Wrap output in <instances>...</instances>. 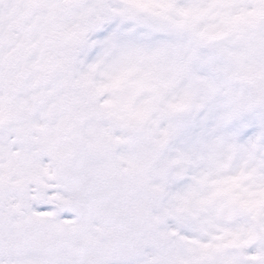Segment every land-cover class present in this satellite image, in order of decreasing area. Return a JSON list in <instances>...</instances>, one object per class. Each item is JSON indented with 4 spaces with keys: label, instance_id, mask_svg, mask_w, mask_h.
Masks as SVG:
<instances>
[{
    "label": "snow or ice",
    "instance_id": "obj_1",
    "mask_svg": "<svg viewBox=\"0 0 264 264\" xmlns=\"http://www.w3.org/2000/svg\"><path fill=\"white\" fill-rule=\"evenodd\" d=\"M0 264H264V0H0Z\"/></svg>",
    "mask_w": 264,
    "mask_h": 264
}]
</instances>
